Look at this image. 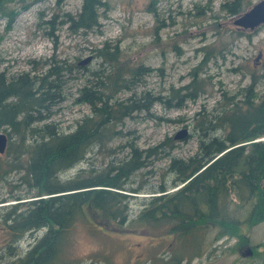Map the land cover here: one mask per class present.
I'll list each match as a JSON object with an SVG mask.
<instances>
[{
	"label": "trees",
	"instance_id": "trees-1",
	"mask_svg": "<svg viewBox=\"0 0 264 264\" xmlns=\"http://www.w3.org/2000/svg\"><path fill=\"white\" fill-rule=\"evenodd\" d=\"M26 1L0 0V15L9 18V26ZM102 6L108 7V1L83 0L77 13H64L63 22L72 31L91 30L100 24ZM222 6L235 14L243 3L232 0ZM119 45L105 41L97 48L96 55L109 61L111 68L108 73L95 71L96 79L80 87L78 99L87 102L91 112L68 131L47 119L63 97L61 80H57L70 67L51 66L43 73L29 70L16 75L0 70V129L9 135L10 168L22 171L27 184L26 193L15 195L16 202L3 204L0 214L11 242L26 232L46 229L9 264H76L65 254L68 235L91 213L131 229L166 227L180 250L168 264H182L185 248L200 249L213 231L215 239L235 236L243 223L264 220V91L258 90L264 74L254 75L249 84L234 92L224 91L213 109L204 107L197 112L198 148L193 154H172L174 137H166L147 148L132 144L129 157L110 162L99 173L62 177L94 146L119 136L124 119L135 111H150L156 102L181 107L204 90L199 65L193 68V79L174 88L171 95L139 94L134 87L149 67L122 64ZM202 48L209 51L211 47ZM210 58L207 55L203 62ZM54 59L44 62L50 64ZM124 88L132 92L120 99L117 92ZM163 153L170 156L168 170L173 178L149 189L142 208L132 216L130 197L137 195L129 192H142V187L133 185L132 176ZM8 246L12 248L11 243Z\"/></svg>",
	"mask_w": 264,
	"mask_h": 264
},
{
	"label": "rangeland",
	"instance_id": "rangeland-1",
	"mask_svg": "<svg viewBox=\"0 0 264 264\" xmlns=\"http://www.w3.org/2000/svg\"><path fill=\"white\" fill-rule=\"evenodd\" d=\"M107 1L109 6L100 9V24L88 31H72L63 22L64 13H77L83 0H27L10 26L9 18L0 15V70L16 75L29 70L43 73L51 66L70 67L57 80H61L63 97L54 104L47 121H55L68 131L91 112L90 105L78 99L79 89L96 79L95 71L109 72V61L96 55L105 41L120 44L122 64L143 63L149 67L134 87L139 94L171 95L174 88L193 79V68L199 65L198 78L204 82V90L196 100L188 99L181 107L156 102L150 111H135L124 119L119 136L94 146L83 161L62 173L63 178L77 176L79 172L85 176L99 173L110 162L129 157L132 144L147 148L166 137H174L172 154H193L198 148L197 112L204 107L208 111L213 109L224 91L234 92L249 84L254 75L264 74V22L253 29L235 22L260 0H242V10L235 14L222 6L232 0ZM205 45L211 47L209 51L202 48ZM207 55L211 58L203 62ZM53 57L50 64H45V59ZM258 90L264 91L263 80ZM131 92L121 89L117 97L125 99ZM183 129L187 130L186 135L176 138ZM0 131L8 135L5 129ZM11 160L7 150L0 152V207L16 202L14 196L27 190L21 178L23 172L12 170ZM169 163L170 156L160 154L132 176L136 180L133 185L142 187V192H129L137 195L130 197L132 216L142 208L149 189L171 181ZM45 231H29L11 242L0 214V264H9ZM214 235L211 232L200 249L185 248L186 259L181 263L264 264V220L253 225L243 223L235 236L215 239ZM178 246L166 227L131 229L91 213L69 232L65 254L76 264H168L172 255L180 251ZM249 249L251 254H247Z\"/></svg>",
	"mask_w": 264,
	"mask_h": 264
},
{
	"label": "water",
	"instance_id": "water-1",
	"mask_svg": "<svg viewBox=\"0 0 264 264\" xmlns=\"http://www.w3.org/2000/svg\"><path fill=\"white\" fill-rule=\"evenodd\" d=\"M235 22L245 28L253 29L264 22V0L255 3L249 10L240 15ZM186 129H183L175 135L176 138H181L186 135ZM8 135L0 131V152H4L8 145ZM249 249L247 254H251Z\"/></svg>",
	"mask_w": 264,
	"mask_h": 264
},
{
	"label": "bare ground",
	"instance_id": "bare-ground-1",
	"mask_svg": "<svg viewBox=\"0 0 264 264\" xmlns=\"http://www.w3.org/2000/svg\"><path fill=\"white\" fill-rule=\"evenodd\" d=\"M159 10V9H158ZM78 12V11H77ZM161 16V15H160ZM68 17H69V15H68ZM75 17V16H74ZM162 17V16H161ZM68 20V19H67ZM166 22V21H165ZM160 24V23H159ZM68 25V24H67ZM71 25V24H70ZM167 25V24H166ZM160 26V25H159ZM156 27V26H155ZM102 44V43H101ZM125 91V90H124ZM123 91V92H124ZM139 92V91H138ZM143 92V91H142ZM149 93V92H148ZM143 95V94H142ZM10 155V154H9ZM3 200V199H2ZM9 201V200H8ZM6 202V201H5ZM44 228V227H43ZM41 229V228H40ZM38 232V231H37ZM39 233V232H38ZM42 235V234H41ZM40 236V235H39ZM23 242V241H22ZM18 244H19V242H18ZM29 245H31V244H29Z\"/></svg>",
	"mask_w": 264,
	"mask_h": 264
}]
</instances>
